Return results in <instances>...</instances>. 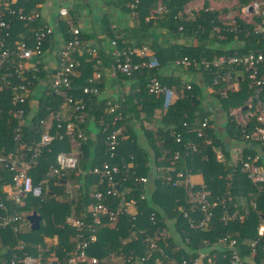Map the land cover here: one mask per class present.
I'll return each mask as SVG.
<instances>
[{
	"label": "trees",
	"instance_id": "obj_1",
	"mask_svg": "<svg viewBox=\"0 0 264 264\" xmlns=\"http://www.w3.org/2000/svg\"><path fill=\"white\" fill-rule=\"evenodd\" d=\"M78 1L80 4V1L85 0ZM203 1V6L192 8L194 15L189 17L183 11L193 0H141L133 8L130 4L134 0H110L108 4H112L113 9H116L115 18L118 23L104 25V37L108 36L110 42L116 43L109 50L100 43L103 39H99L95 31L79 27L75 15L77 5L74 4L68 9V16L80 29L81 43L72 54L80 64L74 69L70 87L62 89L60 93H56L51 86L55 68L51 71L43 69L40 58L23 61L24 71L20 76L14 72L8 76V65L0 68V154L29 159L32 152L28 151L27 147L36 144L46 132L54 135L52 141L38 148L35 155L36 165L30 170L33 183H40L42 186L41 196L28 195L20 204L7 200V212L20 215L21 220L18 223L22 227L15 231L12 225L0 226V264H9L12 255L22 251L35 256L38 264H69L68 260L76 251L77 242L80 240L78 234L81 232L82 239H85L90 234L91 226L96 227V240L89 244L86 253L89 258L95 255V264H110L108 257L112 255L122 257V264H156V259L159 264H181L182 259L190 261L205 247L203 239L213 242L222 235L236 239L238 252L248 263L262 260L264 254L261 243L252 248L249 242L256 238L258 225L264 221V185L252 183L247 173L239 166L233 171L225 141L223 142L221 135L215 130L210 129L203 137L197 136L196 132L205 118L210 126L213 123L210 106L204 108L202 104L204 96L201 87L191 83V88L187 89L179 76H166L159 69L184 57L195 59L198 64L188 66L186 70L189 74H199L203 78V86L208 87L211 96L220 102L226 116L225 137L229 142H245L243 154H253L254 144L250 145L245 135L251 133L254 117L246 119L247 126L243 130L231 116L233 109L245 114L248 111L245 106L248 104H252L253 111L256 110L254 91L249 88L245 79L247 69L241 65L229 68L228 77L212 90L216 69L205 67L201 61H211L222 55L229 57L235 52H264V34L251 32L253 26L264 23V14L244 10L254 2H258L262 10L264 0ZM211 1L215 4L211 5ZM40 2L41 0H17L10 8L20 7L24 13L32 10L39 12ZM159 6H164L167 11L157 14L155 10ZM10 11L11 9L5 10V14L8 15ZM228 14L234 17H227ZM129 15L133 22L130 25L124 22V18ZM107 18L106 15L105 19ZM12 21L9 36L5 37L6 44L10 47H14L20 40V34L33 46L35 34L46 24L41 15L34 20H20L15 15ZM62 23L66 42L69 39L68 25L65 19ZM158 32H162L166 38L165 42L155 39ZM52 35L53 33L44 41L42 53ZM2 36L3 33L0 34V39ZM170 36L175 40L173 43L168 42ZM179 39L186 42L178 43ZM143 45L149 47V53L143 60L155 62L156 65L152 68L141 66L130 74L117 70L116 77L119 81L128 83V90L115 98L101 97L100 92L104 87L103 68L116 65L114 49H135ZM92 50H96V55H92ZM97 60L100 64H97ZM132 60L141 61L137 56L132 57ZM96 66L102 75L94 84L99 91L97 94L84 92V88L90 86L89 78L92 77ZM4 75L6 76L3 78ZM152 76L158 77L170 87H175L179 95L168 109H164L163 122L169 128L161 134L160 152L156 153L157 159L161 157L160 166L154 176L153 187L149 189L147 177L150 168L146 164L148 153L131 142L133 135L129 114L134 113L137 116L139 104V109L150 117L158 108H163V94L150 93L146 88L147 81ZM43 79L47 81V86L40 94L37 108L33 110L29 101ZM16 82H22L26 87V101L20 106L10 100L11 86ZM223 91L226 94H222ZM71 94L75 98L73 103L68 102V96ZM121 99L123 100L119 101ZM109 100L120 102L123 114L118 124L122 128L120 144L113 156H110L105 141L106 135L115 127L112 124L114 112L110 111L107 105ZM79 103H84L83 109H76ZM64 106L69 108L67 118L61 113ZM19 107L23 109L21 117L16 112ZM58 112L60 119L50 118ZM183 122L188 123L189 130L186 131ZM69 123L72 124L71 129L67 128ZM18 126L20 137L16 138ZM79 132L85 135L86 139H81ZM177 133L182 136L181 143L175 141ZM127 134L129 136L125 138ZM207 137L212 138L214 146L206 145ZM155 142L153 137L152 143ZM220 145L223 146V162H218L215 155ZM192 146H195L196 150H193ZM176 151L180 153L176 170H183L188 174L201 172L212 197L222 196L224 191L228 190V207L239 212L245 207L249 208L247 217L243 221H233L227 225L216 217L207 228H190L179 207L183 206L186 210L195 208V212L189 211V214L191 219L197 222L202 216L201 204L189 201L192 194L190 189L172 187L166 181L168 175H174L168 167ZM60 152L67 155L76 154L77 163L74 168L54 173L52 167L56 166V157ZM130 161L132 165L128 166ZM104 162L119 167L115 188L121 196L104 195L101 202L113 210L134 200V219H131L129 213L122 214L113 224L106 214L93 215V206L98 201L95 192L106 189V184L100 181V176L93 172V168L100 167ZM227 173L232 174L228 185ZM141 177H146L147 181H141ZM12 178L13 173L4 163H0V193H7ZM67 186H70V192L66 191ZM142 195L144 198H141ZM34 211L41 216L38 230H32L27 220V216ZM220 211L218 208V214ZM3 213L4 210L0 209V215ZM69 216L82 221L81 229L68 222ZM96 219L99 222H95ZM167 221L174 223L178 232L177 239L173 232L154 235L157 229L167 228ZM151 238L156 243L154 248H151L148 240ZM20 246H23L22 249ZM223 252L228 258L230 251H219L211 247L212 264H229L227 258H222ZM142 256H147V260L141 261ZM129 257H132L130 261ZM78 264L92 263L87 258L79 260Z\"/></svg>",
	"mask_w": 264,
	"mask_h": 264
},
{
	"label": "built area",
	"instance_id": "obj_2",
	"mask_svg": "<svg viewBox=\"0 0 264 264\" xmlns=\"http://www.w3.org/2000/svg\"><path fill=\"white\" fill-rule=\"evenodd\" d=\"M141 0H134L130 4V7H135ZM251 12L259 13L262 12L264 14V9L261 10V6L258 2H254L251 5ZM248 7V6H247ZM246 7V8H247ZM246 8L244 10L246 11ZM5 10H8V5L6 0H0V34L3 36L0 39V68L8 65L7 75L11 76L12 72H14L17 76L23 74V61H28L33 59L35 56H39L42 53V46L44 41L53 33L52 28L45 24L39 31L35 34L33 46H30L27 43V40L23 37V35H19L21 38L18 40L14 47H10L6 44L5 37L9 36V31L12 26V18L17 15V18L20 20H34L39 12L36 10H32L29 13H24L22 10H11L8 15L5 14ZM167 11V8L164 6H159L155 12L157 14H162ZM185 13L189 15V17H193V13L187 9H184ZM247 12V11H246ZM59 15L62 16L68 25L67 32L69 34V39L66 41L63 46L59 50V58L57 61V65L55 67V72L51 79V86L56 93H60L62 89L69 88L71 85V76L74 74V69L76 66L80 64V62L73 58V52L79 48L81 40H80V29L76 26L72 19L68 16V10L66 8L59 9ZM234 17L232 14H228L227 17ZM246 20L247 17H244ZM235 21V19H234ZM181 28V27H180ZM216 29V28H215ZM218 30V28H217ZM251 32L256 34H264V23L257 24L252 27ZM112 46H115V41H112ZM92 55L94 50H92ZM149 53V47L146 45L140 46L135 49H126V48H115L113 54L116 58V65L113 67V70L116 72L117 70L130 74L133 70L139 69L141 66H148L150 68L154 67L155 62H146L143 60ZM137 56L141 59L140 62H134L132 57ZM19 60V61H18ZM177 64L183 66H196L198 62L195 59H189L184 57L180 60L176 61ZM201 63L205 65V67L216 69L215 76L213 78L212 90L219 85L222 80L228 77L230 73L231 67H235L237 65H241V67H245L247 69L245 79L247 80L249 88L254 91V100H257L256 110L253 111L252 104H248V111L245 114H241L239 117L237 113L238 111H231V116H233L237 122V124L245 129L246 119L250 116L254 117V122L251 126L252 130L249 135H245L246 139L250 143V145L254 144V153L253 154H243V148L237 151L235 159H233V171L237 170V167H241L242 171L247 173L248 179L254 184H263L264 185V52L263 51H249L247 53H239L235 52L233 55L219 56L211 61L202 60ZM97 64H100V61L97 60ZM37 70V69H36ZM6 75L3 76V78ZM101 71L98 67H95V71L91 78H89L90 86L84 88V92H89L93 94L98 93V87L94 84L101 78ZM241 76V75H239ZM9 83V81H7ZM236 87V84H234ZM231 86V85H229ZM146 88L150 93L156 94H164V93H175V91L162 83L158 77L152 76L147 81ZM187 89L191 88V85H186ZM26 87L22 82H16L11 86L10 92V100L13 104L20 106L26 101ZM176 94V93H175ZM222 94H226L223 91ZM123 99L119 100L122 101ZM68 102H75L74 96L71 94L68 96ZM107 105L110 111L114 112L112 124L115 126L105 137L106 144L108 145V149L110 151V156L114 155L117 147L120 144V134L121 129L118 126L119 122L122 120V109L121 104L118 101H107ZM84 103H79L76 105V109H83ZM16 112L18 116L21 117L23 114L22 108H17ZM51 119H60V113L52 114ZM183 127L187 130L188 123L183 122ZM67 128L71 129L72 124H67ZM211 126L208 124L207 118L201 124V128L197 130V136L203 137L206 135L205 133L209 132ZM78 136L81 139H86V136L82 133H78ZM16 138L20 137V128L19 126L16 128ZM54 135L46 132L42 134L40 140L36 144H32L30 147H27L28 151L32 152V155L29 159H25L19 156L5 155L0 154V163H4V165L13 173L12 183L7 188V193H0V209L4 210L5 213L0 215V226L12 225L15 231L20 229L21 224L18 223L21 220V216L18 214H10L7 212V200H12L16 204H20L22 199L27 197L28 195L39 197L42 194V186L40 183L34 184L30 175V170L34 168L36 165L35 155L38 151V148L48 144L52 141ZM175 141L182 142V136L180 133L175 134ZM206 145L214 146L213 140L210 137L206 138ZM188 148V147H187ZM193 150H196L195 146H192ZM216 159L219 162H223V152L222 148L218 147L216 150ZM180 153L176 151L169 163L168 169L174 172V175H168L166 177L167 184L172 187H183L191 190V196L189 198L190 202H198L201 204L200 211L202 212V216L198 219L197 222H194L189 214V211L195 212V208H190L186 210L185 207L180 206L179 211L182 212V217L187 219L189 222L190 228H207L209 223L212 222L214 218H218L220 222L227 225L233 221H243L248 213L249 208L245 207L242 212L238 210H234L228 207L226 196L229 194V191H224L222 196H214L212 197L210 190L206 187L205 184H194L188 178V174L183 170H176V161L179 159ZM77 163V156L67 155L64 152H60L56 157V166L52 167L54 173L60 172V170H64L67 168H74ZM130 166V165H128ZM93 172L97 173L100 176V181L106 184L105 191L98 190L95 192V198L98 200L97 203L93 206V215L98 216V214H106L108 218L116 223L119 216L122 214L130 215L131 219H134L136 216V211H129V206L135 205L134 200L128 201L124 206H120L117 209L110 210L108 209L101 200L104 199V195H111L114 197L121 196L120 192L115 188L117 184L116 176L119 173V167L114 164H110L108 162H104L100 167L93 168ZM227 182L232 180V174L227 173ZM141 181H147L146 177H141ZM78 187V185H75ZM70 186L66 187V191L70 192ZM124 197L122 196V199ZM141 198H144L142 195ZM218 208L221 209L218 214ZM68 222L72 225L78 226L81 229L82 221L69 216L67 218ZM95 222H99L98 219ZM22 227V226H21ZM90 227V226H89ZM166 230L164 228H159L155 231L154 235H163L166 234ZM83 238V234L80 232L78 234V239L76 245V251L69 258V264H78L79 260L90 259L92 264L97 263V258H89L87 257L86 249L96 240V227H90V234L85 238ZM151 244V248L156 247L155 241L151 238L148 239ZM203 243L205 247L197 253V255L192 258L190 261H187L185 258L182 259L181 264H212L213 257L210 254L211 247L217 248L219 251H230V255L227 258L226 254L222 253V258H227L229 264H244L246 261L245 258L240 256L237 249L236 239L228 238L226 235L219 236L213 242L209 240L203 239ZM261 243L262 252L264 254V221H262L257 228V236L253 240L249 242V246L255 248L257 244ZM23 246H20L22 249ZM132 251L130 252V255ZM132 257L128 258V261L131 260ZM141 261H146L147 256L140 257ZM160 262L156 259V264ZM9 264H38L37 258L27 252L22 251L18 254H13L11 259L9 260ZM247 264H264V256L260 262H247Z\"/></svg>",
	"mask_w": 264,
	"mask_h": 264
},
{
	"label": "crops",
	"instance_id": "obj_3",
	"mask_svg": "<svg viewBox=\"0 0 264 264\" xmlns=\"http://www.w3.org/2000/svg\"><path fill=\"white\" fill-rule=\"evenodd\" d=\"M94 2L97 1V5H94L91 10V12H88L87 8L89 7L91 0H85L83 2L80 1V4L78 3V0H41L39 6V15L45 19V22L47 25H49L52 30H53V35L50 37V41L48 42L47 48L41 55L35 56L34 59L40 58L43 69L45 70H53L58 61V53L60 48L63 46L65 43L64 41V36H63V23L62 20L64 19L62 16L59 15V9L60 8H66L67 10L72 7L74 4L77 5L76 7V18L79 24V27L82 29H87L89 31H95L96 34L98 35L99 39H106L104 42L103 40L100 42L106 50L111 49L112 45L110 42V39L108 36H105L104 32V25L110 23L112 25H115L118 23V19L115 18L117 16L116 9H113V6H108L106 7L104 4V0H93ZM8 9L11 10H19L21 9L20 7L17 9H12L10 8L11 4L16 3L17 0H6ZM86 2L88 4H86ZM93 3V2H92ZM204 1L203 0H193L192 4H188L185 9L191 11L193 13L192 8H198L203 6ZM211 5L215 4L213 1L210 3ZM113 14V16H112ZM106 15L108 16L107 20L105 19ZM124 22L126 24H133L132 22V17L129 15L124 18ZM155 39L159 40V42H165V37H163L162 32H158L155 35ZM175 40L170 36L168 39L169 43H173ZM190 41V40H189ZM178 43L181 42H186L183 41V39H179L177 41ZM191 42V41H190ZM95 44V43H94ZM93 55H96V50H94ZM187 66H183L180 64H177L176 61L173 64L163 66L162 68L159 69V71L166 75V76H179L181 80L186 84L190 85H199L203 91V103L207 104L209 102L210 106V117L213 120L211 129L215 130L216 133L223 135L225 134V125L223 123L217 124L215 119L220 114H223V110L216 106H214V103L211 101L214 99V97L211 96L210 89L208 87L203 86V78L199 74H189L186 70ZM103 77H104V87L102 91L100 92V96L103 98H109V97H117L120 93L125 92L128 90L129 85L126 83V81L122 80L119 81L118 78L116 77V72L112 68H103ZM192 83V84H191ZM47 86V81L46 80H41L38 88L36 90V93L33 94L32 98L30 99L29 103L30 106L32 107L33 110H35L38 106V100L40 97V94L45 90ZM168 86V85H167ZM170 87V86H169ZM175 93H164L163 94V100H162V107L163 108H158L153 116H149L148 114L146 115L145 112L141 111L139 109L141 106L140 104L138 105V115L136 116L134 113L129 114L130 118V128H131V133H132V138L131 142L132 144H136L143 148L144 150L147 151L148 153V161L147 165L150 168L149 169V175H148V182L147 185L149 189L153 187V182H154V176L156 174L157 168L160 163L161 157L159 159L156 158V153L160 152V138L161 134L165 133L167 129L169 128L166 126L163 122V114H164V109H168L169 106L178 98V91L176 90L175 87L171 86ZM208 98L207 101H204V98ZM213 98V99H212ZM219 102V101H218ZM214 112L218 114L217 117H214ZM62 115L64 117H68L69 113V108L68 106H64L61 110ZM122 130V128L120 127ZM93 136V134H91ZM128 134L125 135V138H128ZM152 136V137H151ZM153 137L156 139L155 143H152ZM245 142H242V145L238 146H231L230 142H227L226 148L230 153V158L233 161L235 159L237 151L242 149L244 146ZM219 162V161H218ZM128 165H132V161L129 162ZM188 174V173H187ZM188 178L190 181L194 184H201L205 183L204 181V176L201 172H196L192 173L189 172ZM207 187V185H206ZM129 211L133 212L135 211V208L133 206H129ZM167 228H164L167 232H173L174 236L177 239L178 232L175 230V225L174 223L172 224L171 221H167L166 223ZM92 258H96L95 255ZM108 263L110 264H122L123 259L122 257L119 256H110L108 257Z\"/></svg>",
	"mask_w": 264,
	"mask_h": 264
},
{
	"label": "rangeland",
	"instance_id": "obj_4",
	"mask_svg": "<svg viewBox=\"0 0 264 264\" xmlns=\"http://www.w3.org/2000/svg\"><path fill=\"white\" fill-rule=\"evenodd\" d=\"M110 0H104V4H105V6L106 7H108V6H113L112 4H108V2H109ZM198 1H200V0H198ZM93 2V3H92ZM86 4H88L87 2H86ZM94 5H97V1H93V0H91V3H90V5H89V7L87 8V10H88V12H91V10L93 9L92 7L94 6ZM220 6H222V3H221V5ZM203 92V91H202ZM213 99V98H212ZM208 100V98H204V101H207ZM209 101V100H208ZM213 103H214V106H216V108L217 107H219L220 108V102H218V100H216V99H213V100H211ZM202 104H203V106H204V108H208L209 107V102L207 103V104H204L203 102H202ZM234 111H236L237 112V110L236 109H233ZM241 114H238L237 113V116L239 117ZM218 116V114H216L215 112H214V117H217ZM225 118H226V116H225V112H223V114H220L218 117H217V119H215V121H216V123L217 124H221V123H223L224 125H225ZM221 137V139L223 140V142L225 141V145H227V142H228V140H227V137H225V134H223V135H221L220 136ZM231 143V146H240V145H242V142L241 141H236V140H232V142H230ZM223 148V146H219V148ZM57 188V187H56ZM167 233V232H166Z\"/></svg>",
	"mask_w": 264,
	"mask_h": 264
},
{
	"label": "water",
	"instance_id": "obj_5",
	"mask_svg": "<svg viewBox=\"0 0 264 264\" xmlns=\"http://www.w3.org/2000/svg\"><path fill=\"white\" fill-rule=\"evenodd\" d=\"M246 11L250 12L251 11V6H248L246 8ZM40 219H41V216L38 215L35 211L27 216V220L29 221L30 228L32 230H38L39 229V227H40Z\"/></svg>",
	"mask_w": 264,
	"mask_h": 264
},
{
	"label": "flooded vegetation",
	"instance_id": "obj_6",
	"mask_svg": "<svg viewBox=\"0 0 264 264\" xmlns=\"http://www.w3.org/2000/svg\"><path fill=\"white\" fill-rule=\"evenodd\" d=\"M245 107L247 108V107H248V105H246ZM246 108H245V109H246Z\"/></svg>",
	"mask_w": 264,
	"mask_h": 264
}]
</instances>
